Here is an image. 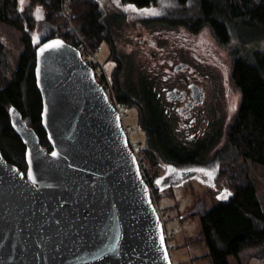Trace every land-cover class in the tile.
<instances>
[{
	"label": "water",
	"instance_id": "1",
	"mask_svg": "<svg viewBox=\"0 0 264 264\" xmlns=\"http://www.w3.org/2000/svg\"><path fill=\"white\" fill-rule=\"evenodd\" d=\"M54 40L62 45L38 55ZM36 43L41 124L52 150L10 106L27 174L0 149V264H173L138 158L91 67L60 37Z\"/></svg>",
	"mask_w": 264,
	"mask_h": 264
},
{
	"label": "trees",
	"instance_id": "2",
	"mask_svg": "<svg viewBox=\"0 0 264 264\" xmlns=\"http://www.w3.org/2000/svg\"><path fill=\"white\" fill-rule=\"evenodd\" d=\"M62 0H29L21 10L17 0H0V22L21 32L23 48L16 67L4 85H0V149L4 158L27 171L25 146L10 125L8 109L14 106L33 128L41 146L52 150L51 142L41 124L42 100L34 77L36 42L58 36L68 44L77 45L78 31L91 47L105 44V58L116 97L127 108L139 107L137 126L145 141L137 150L139 163L158 205L160 187L157 180L164 162L202 163L205 153L183 143L174 128L172 116L158 112L150 99L142 97L141 83L121 85L116 77L120 67H112L116 58V37L105 23L104 10L98 0H70L69 20L59 13ZM121 7L131 4L138 8L153 7L157 20L167 26L181 25L192 32L209 26L220 40L227 41L231 29L248 26L264 34V0H115ZM41 10L40 17L30 9ZM34 11H37L36 9ZM36 14V12L34 13ZM71 21V25L69 23ZM35 42H34V39ZM119 54V52H118ZM255 62L236 57L231 78L240 92V105L229 124L227 144L216 154V175L211 186L219 194L225 190L227 199L209 208L196 201L192 213L199 214L200 230L186 243L203 242L212 264H232L233 256L240 262V253L264 244V212L250 176V166L264 167V54ZM1 70L5 71L6 53L0 43ZM141 94V97L139 96ZM145 102V103H144ZM167 185V184H164ZM174 185V182L170 184ZM219 186V187H216ZM216 187V188H215ZM217 189V190H216ZM219 190V191H218ZM159 209V207H158ZM161 215L163 210H161ZM167 243L170 234L165 230Z\"/></svg>",
	"mask_w": 264,
	"mask_h": 264
},
{
	"label": "rangeland",
	"instance_id": "3",
	"mask_svg": "<svg viewBox=\"0 0 264 264\" xmlns=\"http://www.w3.org/2000/svg\"><path fill=\"white\" fill-rule=\"evenodd\" d=\"M17 1L21 10L27 9L29 0ZM98 2L104 10L103 19L105 23L108 24L110 31L115 34L118 52L123 56L124 77L132 81L137 82V77L146 71L147 66H149L143 53L132 44L131 39H133L135 30L150 31V28L153 41L158 45L161 43L163 49L175 52L178 57L187 55L183 50L177 48L181 47L182 44H186L188 48L190 45V49L194 48L198 55L206 54L204 56L205 61L202 64H205L203 69L208 76L204 85L208 91V98L206 110L202 119L199 118L198 124L202 127V130H205L209 122L210 130L211 126L215 125L218 133L213 149L207 151L208 148H205L204 144L197 147L198 149H205L204 162L201 165L207 166L211 161V154L214 152L217 154L226 146L228 127L234 117L228 109L231 103L229 102L231 97L228 98L230 91L228 90V84L232 83L235 86L231 78L233 60L236 57H242L254 63L256 55L264 54V34L252 27L239 25L231 29L229 39L224 42L207 25L202 26L197 32H192L181 25L167 26V24H160L157 20L158 15L145 14L140 11L143 8L134 6L136 9L134 11L127 7L129 4L121 7L116 4L115 0H98ZM35 9L37 11H34ZM35 9L34 7L30 9L31 15L40 17L42 15L41 10L37 7ZM144 9L153 10L154 8ZM35 12L36 14H34ZM142 21H147L146 24L149 28L142 24ZM69 23L72 24L71 21ZM0 43L2 44V51L6 53L5 71L1 70L0 63V85H4L16 67L19 54L23 48L21 32L0 22ZM108 54V47L103 44L100 55L102 58H106ZM231 90L232 100L236 103L240 96L239 89L236 92L233 89ZM128 112L130 116L127 119V124L132 129L130 132L131 137L137 139L138 142L142 140L143 144L144 135L141 131L136 130L137 115L130 107ZM172 117L176 129L178 116L174 114ZM180 134L177 135L181 139ZM219 147L222 149L216 151V148ZM191 148L194 149L195 145ZM138 149L136 148V150ZM135 155L137 154L135 153ZM207 160L209 161L205 162ZM210 163H214L216 167L217 159L215 158ZM192 166H194L192 163H187L183 168L191 169ZM159 173H162V169ZM190 174L188 173V175L178 179L172 186L169 184L160 187L158 205L153 197L152 199L157 207L164 229L170 234L168 247L173 264H212L208 256V248L203 242L186 243L188 240L193 239L200 230L199 214H191L192 207L196 201H200L205 204L206 208H209L219 200H226L227 196L222 192L217 194V191L210 185V180L203 174H191V176ZM170 175L171 172L169 171L167 177L169 178ZM250 176L264 212V167L252 164L250 166ZM171 179L173 180V178ZM221 196L224 198H219ZM160 209L163 210L162 215ZM230 263L264 264V244L242 251L239 263L231 256Z\"/></svg>",
	"mask_w": 264,
	"mask_h": 264
},
{
	"label": "flooded vegetation",
	"instance_id": "4",
	"mask_svg": "<svg viewBox=\"0 0 264 264\" xmlns=\"http://www.w3.org/2000/svg\"><path fill=\"white\" fill-rule=\"evenodd\" d=\"M146 23L148 22L142 21V24L149 28ZM149 30L150 31L135 30L134 36L132 37L133 39H131L132 44L143 53L146 61L149 63L147 70L137 77V82L124 77V60L123 56L118 54L116 44L117 55L116 58L112 60V67L118 66V57H120V67L116 74L119 83L122 86L126 84L129 88V86H131L130 84L135 85L140 82L142 86V97L146 96L145 101L150 99L149 102L155 106L156 111L163 112L170 116L174 114L178 116L176 131L177 134L181 133L180 140L183 143L186 141L190 142L191 144L189 146L195 145L194 149H197L201 144H204V147L208 148L207 151L213 149L218 134L217 128L215 125H212L210 130V123L208 122L206 129L202 130V127L198 124L199 118L202 119L206 110L205 107L208 98V91L204 86L208 76L203 69L205 64H202L203 61H205L204 56H206V54L198 55L194 48L190 49V45L188 48L186 44H182L181 47L177 48L183 50V52L187 54L184 57L187 58L178 57L175 52L163 49L161 43L158 45L153 41L151 38V29L149 28ZM228 88V90H230L228 98L231 97V99H229L231 103L228 109L235 115L240 105V96L236 103L233 102L231 89L235 92L236 90L238 91V89L233 86L232 83L228 84ZM238 93L240 95L239 91ZM141 94L139 93L140 97ZM132 109L135 111L136 115L139 113V107ZM221 147L216 148V151L220 150ZM202 150L205 151V149ZM211 155L210 162L215 160L216 152ZM208 161L209 160L205 162ZM209 163L207 166L201 165L202 163H192L194 166H192L191 169H184L183 167L186 166L187 163L174 164L172 162H164L162 164L163 172L157 180V182L159 181L157 186L162 187L166 184V180H171L175 183L178 179L188 175V173L193 175L203 174L212 184L216 172L214 170V163ZM197 169H204L205 171H198ZM169 171L171 172L169 176L170 179L167 177ZM208 172H211V175H208ZM171 178H173V180ZM221 192L227 193L225 190Z\"/></svg>",
	"mask_w": 264,
	"mask_h": 264
},
{
	"label": "built area",
	"instance_id": "5",
	"mask_svg": "<svg viewBox=\"0 0 264 264\" xmlns=\"http://www.w3.org/2000/svg\"><path fill=\"white\" fill-rule=\"evenodd\" d=\"M69 4L70 0H62L61 8L59 10V13L68 20L70 12ZM76 35L78 37L76 47L79 51L80 58L91 67L95 81L102 87L103 92L117 111L119 123L121 125L122 131L127 136L130 147L133 149V151H136V148H139L142 140L138 142L137 139H133L131 137L130 132L132 129L129 128L127 124V119L130 116L128 108L126 103L120 102L116 97L108 69L105 66L103 60L100 58V52L102 49L101 45H98L97 47H91L78 31H76ZM136 130H139L138 127H136Z\"/></svg>",
	"mask_w": 264,
	"mask_h": 264
},
{
	"label": "snow or ice",
	"instance_id": "6",
	"mask_svg": "<svg viewBox=\"0 0 264 264\" xmlns=\"http://www.w3.org/2000/svg\"><path fill=\"white\" fill-rule=\"evenodd\" d=\"M127 7H128L129 9L134 10V11L136 10V9L134 8V6L131 5V4H129ZM140 11L143 12V13H145V14H149V15H159V13H158L156 10H154V9H153V10L142 9V10H140ZM33 39H34V42H35V39H36V38L34 37ZM61 45H62V42L59 41V40L50 41L49 43L44 44L43 47L39 49L38 55H39L41 52H43V51H45V50H47V49H49V48H57V47H60ZM52 155L55 156L56 153L53 152ZM197 170H198V171H205L204 169H197ZM207 174H208V175H211V172H208ZM28 178H29L30 180L32 179L31 171H29V173H28ZM157 183H159V181H158ZM219 198H224V197L221 196V197H219ZM161 244L163 245V237H162V236H161ZM165 259H167V253H166V252H165Z\"/></svg>",
	"mask_w": 264,
	"mask_h": 264
}]
</instances>
